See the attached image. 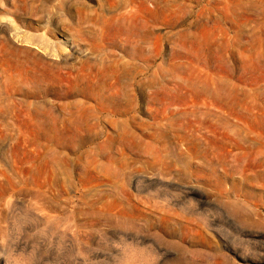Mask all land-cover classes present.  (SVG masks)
<instances>
[{"label":"rangeland","instance_id":"obj_1","mask_svg":"<svg viewBox=\"0 0 264 264\" xmlns=\"http://www.w3.org/2000/svg\"><path fill=\"white\" fill-rule=\"evenodd\" d=\"M0 201L1 264H264V0H0Z\"/></svg>","mask_w":264,"mask_h":264},{"label":"bare ground","instance_id":"obj_2","mask_svg":"<svg viewBox=\"0 0 264 264\" xmlns=\"http://www.w3.org/2000/svg\"><path fill=\"white\" fill-rule=\"evenodd\" d=\"M16 195H17V194H16ZM11 196H12V195H11ZM12 198H13V197H12ZM9 199H10V198H9ZM0 202H1V201H0ZM10 202L12 203V201H10ZM6 203H7V202H6ZM8 203H9V201H8ZM11 203H9L10 206L12 205ZM2 205H3V204H2ZM2 205H1V206H2ZM2 207H3V206H2ZM2 215H3V214H2ZM45 216H46V214H45ZM45 216H44V217H45ZM47 217H50V216L48 215ZM1 218H2V217H1ZM123 223H124V222H123ZM124 225H125V224H124ZM140 225H141V224H140ZM121 227H122V226H121ZM129 227H130V226H129ZM134 228H135V226H134ZM138 228H139V227H138ZM105 229H106V228H105ZM112 229H113V228H112ZM131 229H132V228H131ZM131 229H130V230H131ZM135 229H136V228H135ZM128 230H129V229H128ZM258 230H259V229H258ZM120 231H121V230H120ZM123 231H124V230H123ZM131 231H132V230H131ZM121 232H122V231H121ZM261 232H262V231H261ZM131 233H132V232H131ZM0 264H1V260H0Z\"/></svg>","mask_w":264,"mask_h":264}]
</instances>
